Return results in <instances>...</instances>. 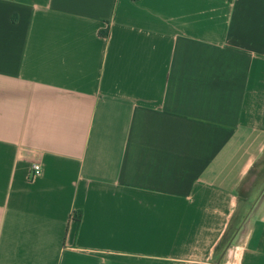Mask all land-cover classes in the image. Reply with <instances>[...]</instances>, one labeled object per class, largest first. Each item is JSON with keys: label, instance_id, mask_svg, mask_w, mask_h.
Listing matches in <instances>:
<instances>
[{"label": "crops", "instance_id": "obj_1", "mask_svg": "<svg viewBox=\"0 0 264 264\" xmlns=\"http://www.w3.org/2000/svg\"><path fill=\"white\" fill-rule=\"evenodd\" d=\"M0 264H264V0H0Z\"/></svg>", "mask_w": 264, "mask_h": 264}, {"label": "built area", "instance_id": "obj_2", "mask_svg": "<svg viewBox=\"0 0 264 264\" xmlns=\"http://www.w3.org/2000/svg\"><path fill=\"white\" fill-rule=\"evenodd\" d=\"M41 172H42L41 165L38 163H34L32 166V171H31L29 178L34 179L38 177L39 175H41Z\"/></svg>", "mask_w": 264, "mask_h": 264}, {"label": "trees", "instance_id": "obj_3", "mask_svg": "<svg viewBox=\"0 0 264 264\" xmlns=\"http://www.w3.org/2000/svg\"><path fill=\"white\" fill-rule=\"evenodd\" d=\"M106 35V34H105Z\"/></svg>", "mask_w": 264, "mask_h": 264}]
</instances>
